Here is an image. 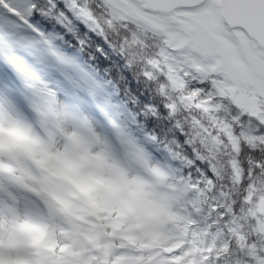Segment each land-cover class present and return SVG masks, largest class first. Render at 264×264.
<instances>
[{
	"label": "trees",
	"instance_id": "1",
	"mask_svg": "<svg viewBox=\"0 0 264 264\" xmlns=\"http://www.w3.org/2000/svg\"><path fill=\"white\" fill-rule=\"evenodd\" d=\"M42 3L46 4L47 0ZM109 13L112 21L105 25L103 34L80 20L75 21L69 31L54 19L41 17L42 30L57 34L58 39L53 43L59 46L57 53L62 54L52 56L56 68L41 65L38 73L25 67L20 73L24 78L54 87L55 71L63 68L74 80L84 81L90 92L93 88L98 91L96 103L100 96L108 97L109 92L114 91L115 96L108 99L117 106L121 119L127 118L133 129L131 133L121 132V140L135 142L140 161L144 160V164L156 161L164 173L161 177L156 173L152 175L155 186L154 189L149 186L151 198L144 197L141 189L128 207L118 208L123 217L120 221L123 231L112 233L119 236L118 245L112 240L102 242L103 234L96 230L95 223L87 220L71 200L66 204L56 195L54 198L60 207L51 206L55 217L59 216V221L66 224L67 231L63 235L68 244L56 253L49 236L40 252V264H95V261L100 264H246L241 259L245 249L249 253L257 248L264 250V231L257 229L262 219L258 211L264 208V173H257L264 167L261 163L264 159L258 162L248 151L259 149L256 155L264 157V144L260 139L264 136L245 128L236 133L229 123L227 110L222 111L219 103H211L210 96L196 99L199 90H195L194 96L185 94L183 76L182 81L175 84L167 74L162 54L166 46L162 39ZM121 39L125 54L130 57L127 64L113 47V41L119 43ZM145 68L168 77L167 95L171 101L182 97V104L199 109L197 113H187L179 105L174 108V119L186 130L187 142L197 160L195 164L184 145L175 139L166 113L156 116L143 113L145 104L155 106L158 99L155 85L159 83L155 75L152 84L143 78L140 72ZM193 70L197 73V69ZM218 89L242 110L264 117L259 97L255 99L257 109H254L237 102L236 90L220 86ZM79 171L70 184L75 187L72 196L75 198L89 192L87 182L101 185L90 166L84 164ZM19 182L20 178L13 175L10 179H0V198L9 190L17 199L20 193L15 191V186ZM66 183L62 177L58 179L62 189L67 188ZM109 199L106 195L104 202L110 211L113 204ZM89 203L96 207L94 200ZM93 249L100 250L101 255H95Z\"/></svg>",
	"mask_w": 264,
	"mask_h": 264
},
{
	"label": "snow or ice",
	"instance_id": "2",
	"mask_svg": "<svg viewBox=\"0 0 264 264\" xmlns=\"http://www.w3.org/2000/svg\"><path fill=\"white\" fill-rule=\"evenodd\" d=\"M184 10L192 13L201 10L219 13L223 10L228 13L225 28L230 38L233 42H236L237 36L243 38L248 48L255 53L251 58H245L252 77L248 87L264 93V0H194ZM41 17L54 19L69 31H71V25L80 20L101 34L104 32L105 25L112 21L105 0H47L46 4L42 3V0H0V85L10 86V81L6 80V74L10 77H17V73L22 72L25 67L38 73V66L41 65L56 68L52 56L62 54L57 53L59 46L53 43L58 36L56 33H46L42 30L39 22ZM185 72L189 75H184ZM140 73L150 84L153 83V75L159 81L155 85L157 91H154L158 97L155 106L153 103L145 104L143 113L153 116L166 113L168 123L173 126L172 132L175 139L184 145L185 152L195 164L197 160L187 142L186 130L174 119L176 115L174 108L179 105L181 110L187 113H197L199 109L188 107L186 103L182 104V97H178L176 101L169 99L167 95L169 80L164 73H156L150 68H145ZM180 75L184 79L185 94L192 90H199L196 99L210 96L211 103H219L222 111L227 110L229 123L232 124L236 133L245 128L257 136H264V117H258L242 110L230 96L220 94L215 83L224 78L220 73L213 72L202 76L185 65ZM192 76H195V79H192ZM8 96L6 91L0 94L3 98ZM151 136L159 139L157 135ZM241 145L242 148L246 147L243 141ZM248 151L258 162L264 159L256 155L259 149L250 148ZM201 167L203 168V165ZM204 171L207 173L208 170L204 168ZM220 211L223 212V209ZM249 239L252 240L254 237ZM231 247L229 245V251ZM241 259L246 261V264H264V250L257 248L249 253L245 249L241 253Z\"/></svg>",
	"mask_w": 264,
	"mask_h": 264
},
{
	"label": "clouds",
	"instance_id": "3",
	"mask_svg": "<svg viewBox=\"0 0 264 264\" xmlns=\"http://www.w3.org/2000/svg\"><path fill=\"white\" fill-rule=\"evenodd\" d=\"M123 39H127V37ZM123 39L119 43L114 40L113 47L124 57L127 64L130 57L125 54ZM17 77L23 103L16 100V107L11 110L5 109L6 114L3 118H0V151H8L11 143H15L17 145L15 150L21 153H24V147H20L21 145L31 148V154L24 155V162L31 170L32 175L18 173L20 182L15 186V191L28 197L32 205L38 209V213L47 217L49 204L60 207L58 201L54 198L57 190L53 185V181H57L59 178L54 176L53 173L60 170L61 160L55 154L62 152L65 145L71 143L82 145L97 157H103L108 153L119 156L122 147L115 134L116 129L112 117H115V120L118 121L120 132L131 133L133 129L129 127L127 118L121 119L117 106L113 105L106 96H100L99 103L111 113V117L101 112L99 118L92 119L90 124L84 126L56 121L54 114L62 110L64 102L56 94L54 87L50 86L49 83L42 84L24 78L21 73H17ZM195 94V90L188 93L189 96ZM90 95L95 98L98 91L93 88ZM85 115H88V113H85ZM12 132L17 135H11ZM105 139L108 142L107 144H105ZM260 139L261 143L264 144V137ZM49 143L51 147L46 151L42 146ZM48 152L53 153V155L49 156ZM261 163L264 164V161ZM262 173H264V167L260 168L257 175ZM87 186L89 188L87 194H82L79 198L68 197V199L79 210L83 211L87 220L95 223L96 230L103 234L101 237L102 242L112 240L118 245L120 238L119 236H113L112 233H122L123 225L120 224V221L123 217L120 216L116 205H112L109 211L104 202L109 188L106 185H96L92 181L87 182ZM90 200L96 202V207H92L89 203ZM20 207L23 209V201ZM56 219L59 223V216ZM48 224L47 219H37L33 215H25L23 211L16 218L17 231L26 238V244L27 238L39 237L46 231V225ZM114 224L118 226L114 227ZM27 246L30 250L31 245L27 244ZM59 251V246H57L54 252L59 253ZM93 251L95 255H101L100 250L93 249ZM16 259L27 260L32 259V257L22 253ZM0 264H9V261L0 257ZM95 264H100V261H95Z\"/></svg>",
	"mask_w": 264,
	"mask_h": 264
},
{
	"label": "rangeland",
	"instance_id": "4",
	"mask_svg": "<svg viewBox=\"0 0 264 264\" xmlns=\"http://www.w3.org/2000/svg\"><path fill=\"white\" fill-rule=\"evenodd\" d=\"M164 40L167 47L162 53L164 66L170 80H173L175 84L182 81L180 73L183 71V67L185 65L190 68L197 69V73L202 76H206L209 73L215 72L213 65L216 63V60L202 59L198 56L188 53L187 51H174L175 44H171L167 38ZM178 49L180 50V48ZM232 59V62L234 61L235 63L238 60V57L235 53H232ZM236 65L240 67L238 63H236ZM236 65L230 68L231 74H224V72H222L221 75L224 78L221 82L217 83V86L236 90L238 92L236 97L237 102L243 103L244 105L250 106L254 109H257V104L255 105V99L256 97H259L262 101V109L260 110L261 112H264V93H260L257 90L248 87L251 77L243 76L240 78L237 76V71H235V67H237ZM62 71L63 72L58 73L56 81L53 83L56 94L64 102L62 110L54 114V119L56 121L64 123L70 122L79 126H84L90 124L92 119L99 118L101 112L111 117V113L108 112L102 104L99 103V105H97L96 103L94 104L90 101H87L89 91L85 85H82L80 82H76L72 74L68 75L65 72V69L62 68ZM6 80L10 81L13 85L9 93L13 95V92H17L20 96V89L18 87L19 84L15 82L14 78L7 76L6 74ZM5 91L8 93L7 85L5 88L0 85V94ZM248 93H251L254 97L246 96ZM20 98L22 97L20 96ZM9 99L11 100L12 97H0V118H3L6 114L5 109L11 110L14 108ZM85 113H88V115H85ZM112 120L114 122V128L118 130L120 127L118 121L115 120V117H112ZM115 134L117 136V133ZM11 135L15 136L17 134L12 132ZM66 135L68 134L66 133ZM117 139H119L118 136ZM107 143L108 142L105 139V144ZM120 144L122 151L119 156L108 153L103 157H97L93 155L82 145H73L71 143L66 144L62 152L55 154V156L61 160L62 168L61 170L54 172L53 175L58 178L62 177L67 181H74L73 177L76 174V170H82V164L85 162L86 166H90L95 172L94 176L96 179H98V182H101V185H106L109 188V191L106 195L110 198V202H112V204L116 205L118 208L124 209L128 207L136 197V193L141 189L144 191V197L151 198L149 192V179L153 180L152 175L155 173L158 175V177H161L164 173V170L161 168L159 163L154 161L152 164L147 165V170L144 171L142 169L143 164H141L142 162L140 161L139 157H137V146L132 142L120 141ZM16 146L17 145L15 143H11L9 145V150L12 149V152L0 151V168L2 170L7 171L8 168L12 170H20L18 168L21 167L22 169L28 170L27 165L24 162V155H30L31 148L21 145L20 147H24V153H21L15 150ZM42 147H44V149L47 151V149L51 147V144L49 143L48 145ZM66 151L69 153L68 159H66L67 161H65ZM13 153H16V156L13 157ZM48 155L52 156L53 153L48 152ZM125 156L128 159L130 173L126 172L127 170L125 169ZM149 171H151V174H147ZM108 175L111 176V179H109ZM5 177L7 178L6 175ZM53 185L57 190L55 196H60V193L63 189L62 187L58 186V180L53 181ZM262 201L264 204V195ZM23 204L24 207L22 209L20 207L21 203L13 202L12 196L9 192H6V194L0 198V228L1 226H8L9 222H14L16 225V218L19 216L21 211H23L25 215H33L38 219L37 211L28 198L23 200ZM258 212L262 219L259 220L257 229L259 231H264V208H259ZM16 229L11 228L8 233L11 239L9 244L11 248L13 244L16 245V256L18 257L20 242L26 238L20 233L18 237L15 238ZM31 242L33 243V240ZM21 263L22 262H16V264Z\"/></svg>",
	"mask_w": 264,
	"mask_h": 264
},
{
	"label": "water",
	"instance_id": "5",
	"mask_svg": "<svg viewBox=\"0 0 264 264\" xmlns=\"http://www.w3.org/2000/svg\"><path fill=\"white\" fill-rule=\"evenodd\" d=\"M193 2L194 0H105L107 5L124 13L125 17H129L130 19L128 20L130 22L141 25L146 29L150 28L155 30L158 29V24H162L169 28H178L183 32L198 35V38L194 39H197V41L200 40V42L201 39L204 41L206 46L204 50H210L215 56L219 57V60L215 63L218 73L223 70L224 74H231L230 68L236 65L234 61L235 64L232 62V50H235L240 60L243 61L246 69L249 71L248 65L245 63V58H251L255 53L248 48L243 38L237 36L236 42H233L230 38V34L225 28V20L227 19L228 13L223 10L219 13L210 10V12L204 14V17L201 18L197 16V13L184 10ZM188 14L190 17L185 19ZM198 18L214 26L217 31L215 40L210 36L208 37V34L205 32ZM225 39L230 40L232 45L229 46L228 41ZM215 45H217L218 50ZM185 46L186 42L183 43L181 47L178 46V48L184 50ZM235 71H237V76L240 74L242 75L239 76L240 78L243 76L251 77V75H244V71H241L238 66L235 67ZM248 73H250V71Z\"/></svg>",
	"mask_w": 264,
	"mask_h": 264
},
{
	"label": "bare ground",
	"instance_id": "6",
	"mask_svg": "<svg viewBox=\"0 0 264 264\" xmlns=\"http://www.w3.org/2000/svg\"><path fill=\"white\" fill-rule=\"evenodd\" d=\"M108 9L111 10L112 13L119 15L122 20H126L129 21L128 19H130L129 17H125L124 13H122L121 11L112 8L110 5H108ZM210 12V10H201L200 12H197V16H200L201 18L204 17V14ZM190 17V15L188 14V16L185 19H188ZM199 22L201 23V25L203 26V28L205 29V32L208 34V37H212V39H216L215 35L217 34V31L215 30L214 26H211L208 23L203 22L200 18ZM155 23V22H154ZM158 29H150L148 28L147 30L155 36H161L162 38H167L169 39V41L171 42V44H175L174 45V51H187L188 53H191L195 56H198L202 59H214V60H219L218 56H215L214 53L210 50L205 51L204 49H206V46L204 44V41H202L201 39V43L200 40L197 41V39L194 38H198V35L193 34V33H187V32H183L181 30H179L178 28H169L166 25H162V24H158ZM225 38V37H224ZM226 41H228L229 46L232 45V42L228 39H225ZM186 42V46L184 47V50H179L178 46H182L183 43ZM216 49H217V45H215ZM218 50V49H217ZM233 51V50H232ZM239 61L237 60L236 63H238V65L240 66V70L244 71V75H251L250 73H248L249 71L246 69L243 61L240 60L239 56L237 55ZM232 58V56H231ZM239 76H242L241 74ZM252 79V77H251Z\"/></svg>",
	"mask_w": 264,
	"mask_h": 264
}]
</instances>
